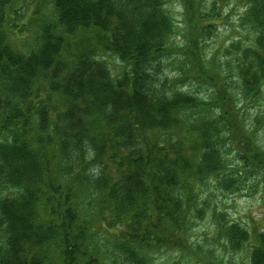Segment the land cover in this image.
I'll return each mask as SVG.
<instances>
[{
    "label": "trees",
    "instance_id": "16d2710c",
    "mask_svg": "<svg viewBox=\"0 0 264 264\" xmlns=\"http://www.w3.org/2000/svg\"><path fill=\"white\" fill-rule=\"evenodd\" d=\"M179 1L204 21L181 46L166 0H0V264H169L155 254L186 248L203 190L238 189L227 154L264 168V0H243L225 67L201 49L216 5ZM218 216L264 264V228Z\"/></svg>",
    "mask_w": 264,
    "mask_h": 264
},
{
    "label": "rangeland",
    "instance_id": "374dc122",
    "mask_svg": "<svg viewBox=\"0 0 264 264\" xmlns=\"http://www.w3.org/2000/svg\"><path fill=\"white\" fill-rule=\"evenodd\" d=\"M212 4L216 5L220 16L208 21L214 25V29H211L209 36L203 39L205 45L201 49L206 67H209L212 60L225 67V64L232 58V54H227L226 49L232 42L243 41L247 36L246 32L238 27V18L244 9L243 0H202L200 6L207 11L213 7ZM47 6L48 4L44 8L47 9ZM165 6L172 15L176 27L171 40L181 46L184 43L183 37L204 21L197 22L194 19L191 23L190 20L187 21L188 16L179 0H166ZM25 9L26 7L22 6L20 11L23 18L30 14ZM12 20L14 21L13 17ZM21 21V19L15 20V24L20 26ZM20 40L24 39L20 38ZM26 40L25 37L24 41ZM103 55H105L112 74H120L124 65L115 56L106 53ZM175 56L177 54H170L169 57L163 58L162 75H167L170 78L177 74L175 68H172L175 66L172 64ZM203 93L201 90L200 94ZM245 106L246 121L250 123L251 117L257 112V107ZM261 134V132L255 134L257 135L255 144L256 147H260V150L264 149V138ZM227 156L230 163L228 169H232L233 176L238 175L239 177L238 189L232 188L233 191H225L212 181L200 195L201 200L205 202L203 218L196 220L194 227L189 230L186 248H175V251L161 250L155 254V262H167L169 264H249L250 245L253 243H245L244 247L238 251L229 250L224 244V238L218 236L216 232V223L220 221L218 214H221L225 221L238 223L251 234L264 228V168L253 171L248 168L240 169L242 164L237 159L236 152L231 150ZM236 170L240 172H235Z\"/></svg>",
    "mask_w": 264,
    "mask_h": 264
}]
</instances>
